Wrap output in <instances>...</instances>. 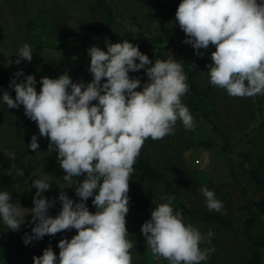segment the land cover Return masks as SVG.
Returning a JSON list of instances; mask_svg holds the SVG:
<instances>
[{"label": "clouds", "instance_id": "obj_1", "mask_svg": "<svg viewBox=\"0 0 264 264\" xmlns=\"http://www.w3.org/2000/svg\"><path fill=\"white\" fill-rule=\"evenodd\" d=\"M175 22L186 35L184 43L197 55L215 47L207 72L212 86L231 97L264 95V0H181ZM87 51L91 82H73L66 72L58 78L42 77L38 92L35 75L18 82L25 76L21 69L9 84L15 98L8 91L0 97L7 108L23 106L25 115L38 125L39 136H32L29 149H39V137L49 139V150L57 152L59 167L66 173V188L86 176L75 189L79 202L64 191L50 200L43 194L52 182L38 176L31 184L37 191L27 215L19 201L12 202L9 191L0 190V222L10 231H19L26 216L32 217L34 227L23 237L26 246L46 235L77 232L59 241L58 256L50 245L33 257L34 264H133L126 216L137 158L148 138L161 140L174 134L178 121L186 130L195 126L182 100L190 86L179 60L171 56L153 63L127 39L106 41V50L92 46ZM33 55L31 45L25 43L15 63L31 62ZM141 70L148 78L143 84L130 75ZM199 191L209 211H223L224 204L213 190L203 186ZM93 197L95 212L87 206ZM57 199L61 210L51 216L49 210ZM160 199L166 202L155 205L141 227L147 246L168 264H206L215 247L202 245L211 244L214 232L204 233L186 223L174 206V195Z\"/></svg>", "mask_w": 264, "mask_h": 264}, {"label": "trees", "instance_id": "obj_2", "mask_svg": "<svg viewBox=\"0 0 264 264\" xmlns=\"http://www.w3.org/2000/svg\"><path fill=\"white\" fill-rule=\"evenodd\" d=\"M27 0H23L25 3ZM90 16L99 17L103 21L97 26L93 27L92 31L98 37L107 33L115 35L114 31L122 33L123 39H127L134 45H139L141 52L147 54L150 60L155 59L166 60L168 53L172 51L182 40L178 22H175V14L180 4L176 0H160L157 8L149 12L150 16L146 24L140 23L135 16L134 27L135 30H127L124 25L127 15H120V11L115 8L113 2L115 0H84ZM120 15V16H119ZM130 22V21H129ZM158 23L156 26L155 23ZM35 25V23H33ZM111 31V32H108ZM120 38V37H119ZM31 44L38 51L53 50L62 51L73 45V40L70 41H49L41 36H30ZM116 43V41H112ZM106 50V47L104 48ZM209 49L215 50L214 46ZM182 63L185 73L188 76V84L190 90L182 99L191 110L194 120L201 121L203 127L207 128L208 134L202 127L195 128L192 138L190 140H183L182 136L178 135L172 142H164L161 140H152L148 138L145 141V152L140 154L137 162L134 165L135 173L130 178V211L126 216V220L135 216L143 217L147 213L151 217V212L155 205L164 203L160 198L162 195H174L176 197L174 206L177 210L183 213L186 223L212 228L214 231V238L211 244L202 245V247H215V252L211 254L210 259L206 264H231V261L237 260L234 253L239 249L233 245L229 246L222 239L219 231L235 232L238 238L240 247V262L242 264H264V234L258 230L260 224L264 220V168L262 159L259 158V165L254 163V153L245 151L247 143L252 142L251 138L255 135L241 134V136H232L223 130L215 120L213 110V99L215 87L209 84H204L201 80L203 75V66L196 64L192 59L175 58ZM139 62V61H138ZM90 67V64L89 66ZM142 80V84L148 82L144 70L135 76ZM10 79L0 67V97L4 91L11 93L15 98V91L9 87ZM141 90V89H137ZM252 103L257 106L260 112L264 111V95H257L255 97H248ZM2 104V103H1ZM3 110L8 117V125L12 130V138L9 141L12 145L13 158L6 161L0 155V186L8 187L12 195L20 202L27 204L33 203V197L37 189L31 187L35 180L34 171L36 166L31 164L36 151L29 149L31 143L32 131L25 115L24 108L19 109L7 108L3 105ZM264 127V124L260 129ZM249 139V140H248ZM221 148L226 156L232 157L231 174L235 177L237 184L243 187L244 192L249 196L246 205L243 208V215L239 218L225 215L222 212L209 211L205 204V198L194 201L192 196L201 192L199 189L207 186L209 190H213L216 196L224 195L223 192L217 188L208 175L195 173L194 181L191 183L194 187L190 188L189 194L183 193L180 189L179 183L184 177V165L180 162V153L178 147L183 143L188 148H199L211 150L217 146ZM49 143H44V149L41 155L46 154V158L51 162L57 159V152L49 150ZM156 151L155 156L148 151ZM38 167V165H37ZM23 171L24 175L19 173ZM204 176V177H203ZM86 176H81L77 182H82ZM190 184V185H191ZM192 195V196H191ZM79 202V198H72ZM93 198H89L87 206L89 210L95 212V207L92 204ZM59 212L53 206L49 210V215L56 216ZM142 225L136 227L138 241H141L143 234L141 232ZM77 232L75 229L71 231L65 230L59 233L57 238H43L40 241H33L28 245L29 250L34 251V256H41L43 251L50 245L59 243L65 237L71 239ZM135 237L133 240L136 242ZM225 242V244H224ZM141 244V243H140ZM139 244V245H140ZM138 245V247H139ZM135 248V246L133 247ZM130 250L132 256L138 255V248ZM146 248V247H145ZM143 253L140 254L145 258L146 249L142 248ZM146 250V251H145ZM134 252V254L132 253ZM242 253V254H241ZM14 256L11 248L7 246H0V260L8 261ZM149 259V258H148ZM145 258L144 264H151ZM154 264V263H152Z\"/></svg>", "mask_w": 264, "mask_h": 264}, {"label": "rangeland", "instance_id": "obj_3", "mask_svg": "<svg viewBox=\"0 0 264 264\" xmlns=\"http://www.w3.org/2000/svg\"><path fill=\"white\" fill-rule=\"evenodd\" d=\"M160 0H115L113 2L116 9L121 13L127 15L129 21L122 20L127 30H135L134 17L138 18L140 23L146 24L149 19V12L157 8ZM179 3L181 0H176ZM119 15V16H120ZM101 18L90 16L87 4L84 0H0V67L11 80L14 73L23 70L25 76L20 77L19 81H23L27 75H35L37 80V91H40L42 85L39 83L42 77L58 78L64 73H68L73 82H84L85 84L91 82L93 75L89 71L90 56L88 49L92 46H99L102 49L106 47V41L122 42L123 35L119 31H114L113 34H105L98 37L92 31L93 27H97L102 23ZM35 23V25L33 24ZM159 22L155 23L156 26ZM181 30V28H180ZM182 31V30H181ZM111 32V31H108ZM182 40L172 51L168 53V58L181 57L184 60H190L196 64L203 66V75L201 80L204 84H209L208 65L211 63V53L215 50L206 49L201 50V54L197 55L195 49L184 43L186 39L185 33L180 32ZM37 35L49 41H70L73 40V45L62 51L45 50L38 51L30 42V36ZM120 37V38H119ZM31 45L34 55L31 62L24 60L19 65L15 63L17 59L18 50L25 44ZM105 50V49H104ZM138 62V61H137ZM138 73H130L135 77ZM183 100V99H182ZM95 103V102H94ZM183 103L185 101L183 100ZM214 117L218 125L232 136H241V134L255 135L251 141L245 146V151L254 153V163L259 165V158L262 159L264 168V111L260 112L256 105H254L250 98L231 97L227 94L226 90L215 87L213 99ZM32 136L34 134L39 136V129L36 122L30 120L28 117ZM202 127L208 134L207 128L203 127L201 121L195 120V126L191 130H186L182 123L177 122L175 133L163 138L164 142H172L180 135L183 140H190L195 128ZM12 138V130L8 125V117L4 112L2 104L0 103V155L6 161L13 158L12 145L9 141ZM50 142L48 138L39 137V149L36 150L31 164L36 166L34 171V178L38 176L46 177L52 182V187L43 195L47 196L50 200L58 198L61 191L67 193L70 198H79L75 194V189L78 182L72 187L66 188L68 185L64 183L63 177L66 174L62 168L59 167V161L56 159L51 162L47 160L46 154L41 155L44 149V143ZM218 142H216L217 144ZM181 148L178 147L180 153V162L184 165V177L179 182L180 189L185 194H189L190 188L194 187L191 184L195 179V173L209 175L215 185V188L221 190L224 195L216 196L217 199L223 202V214L239 218L243 215V208L247 203L249 196L244 192L243 187H240L235 177L231 174L232 157L226 156L221 148L215 146L211 150L199 148ZM43 148V149H42ZM146 147L143 146L141 153L143 154ZM155 156L156 151H148ZM140 153V154H141ZM38 165V167H37ZM264 176V173H263ZM204 177V176H203ZM79 179H77L78 181ZM191 184V185H190ZM66 188V189H62ZM0 190H7L12 192L8 187L0 186ZM192 196V195H191ZM194 201L201 203L197 200H202L203 195L197 193L192 196ZM18 201L12 195V202ZM20 202V201H19ZM21 206L25 208V215L29 214L30 210L34 207V203L27 204L23 201L20 202ZM55 209L60 212L61 203L57 199ZM206 207V206H205ZM151 217L144 213L143 217L135 216L130 217L127 221V229L129 232L128 239L133 243L135 248H138V255H133V264H144L145 258L147 262L154 264H168L167 260L157 258L151 249L147 246L146 237L143 235L141 241L136 239V227L140 224L143 225ZM31 215L26 216L25 224L22 225L19 231H10L2 222H0V246H7L11 248L14 256L12 259L5 261L0 260V264H34V251L29 250L23 242L24 234L31 233V228L34 225L31 223ZM197 226V225H196ZM199 227V229L207 233L209 230L214 231L212 228ZM258 230L264 234V220L259 225ZM218 234L229 246L233 245L239 247L234 253L237 260L231 261V264H242L240 262V247H242L236 236L235 232L218 231ZM59 233L54 236L46 235L44 238H57ZM136 236V237H135ZM135 237L136 242L133 240ZM56 240V239H55ZM224 242V244H225ZM139 245V247H138ZM57 256L59 255L58 243L51 246ZM146 247V248H145ZM133 248V250H135ZM142 248L146 249V256L143 258L140 254L143 253ZM242 254V253H241ZM264 254V251H263Z\"/></svg>", "mask_w": 264, "mask_h": 264}]
</instances>
